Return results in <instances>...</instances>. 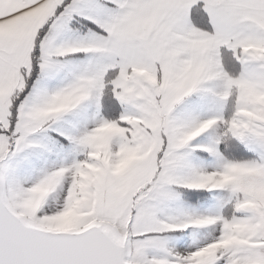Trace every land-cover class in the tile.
I'll return each instance as SVG.
<instances>
[{
    "label": "snow or ice",
    "instance_id": "6c2138e0",
    "mask_svg": "<svg viewBox=\"0 0 264 264\" xmlns=\"http://www.w3.org/2000/svg\"><path fill=\"white\" fill-rule=\"evenodd\" d=\"M0 264H264V0H0Z\"/></svg>",
    "mask_w": 264,
    "mask_h": 264
}]
</instances>
